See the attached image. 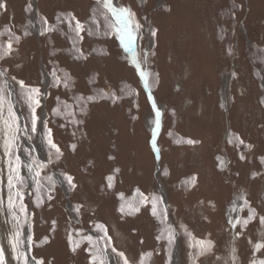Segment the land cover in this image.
<instances>
[{
  "label": "rangeland",
  "instance_id": "obj_1",
  "mask_svg": "<svg viewBox=\"0 0 264 264\" xmlns=\"http://www.w3.org/2000/svg\"><path fill=\"white\" fill-rule=\"evenodd\" d=\"M111 1L131 13L121 18L131 52L102 0H2L0 89L18 117L12 160L19 156L22 178L21 198L8 189L0 146L5 264H259L264 0ZM72 16L83 25L79 36ZM19 81L40 90L35 133ZM157 128L163 192L151 144ZM29 164L41 173L39 185ZM16 233L22 243L14 252ZM201 241L210 250L201 251Z\"/></svg>",
  "mask_w": 264,
  "mask_h": 264
},
{
  "label": "snow or ice",
  "instance_id": "obj_2",
  "mask_svg": "<svg viewBox=\"0 0 264 264\" xmlns=\"http://www.w3.org/2000/svg\"><path fill=\"white\" fill-rule=\"evenodd\" d=\"M103 6L107 9H109L110 11H112L113 13H117V10L111 7V3L110 0H102ZM0 7H4V4L2 2V0H0ZM118 15V19L122 18L124 16H130L131 13L124 8H121L119 10ZM72 20H75V32L76 35L79 36L80 32L83 30V25L81 24V22L79 20H76V18L74 16H72ZM45 23H47V21H45ZM69 26L71 27V21L69 22ZM45 31H51V29L46 28ZM153 35H155V31H153ZM128 36V40L129 42L131 41V33H127ZM19 39V37H17V40ZM8 50H11L12 45L11 43H9L7 45ZM79 51V50H77ZM134 62H136L134 60ZM137 67L139 68V63L136 62ZM6 71V70H5ZM140 76L141 78H146L147 73L145 71H140ZM0 76H3V73H0ZM53 76L55 77L56 83L59 84L60 83V78L58 76L55 75V73H53ZM13 79H15V77H13ZM20 84V87L22 89V96L25 99L30 112H31V131L33 133H35L37 131V121L39 119V117L36 115V107L39 106L40 100H39V95H40V90L38 88H29L27 86L24 85L23 81H19L18 82ZM64 86L68 87V81L65 80L64 81ZM107 95V94H105ZM112 97L115 99V93L111 94ZM78 99H83V98H78ZM94 97L89 96L87 97L88 101L93 100ZM5 105H7V118L4 117V111H5ZM54 112H57L56 109L53 110ZM80 111H84L83 108L80 109ZM18 121V117L16 115V113L13 111V107L10 101V97H7L4 93H3V89H0V125H3V140L2 142H0V146L3 147L4 150V154L6 157H8V168L10 171V174L7 177V186L8 189L10 191V193L12 192V190H15V195L18 197L22 198V193L17 189V184L22 182V178L20 175V172L18 171L19 167H20V160H19V156L15 157V161L12 160V155H13V149L15 147V142L17 140V133L20 131V126ZM159 126V121H157V127ZM45 128H46V133H45V139L47 140V143L50 145L51 148L56 149V152L59 154L60 153V149L58 148V146L53 143V141L50 139L51 136V130L47 129V126L45 124ZM155 135V132L153 133ZM189 143H193V141L189 140ZM229 143H231V141H229ZM241 143H243V141L241 140ZM73 148H75V145L72 146ZM57 158H59V156H57ZM244 157L241 156V159H243ZM262 160H264V158H262ZM221 164L223 165V161H221ZM29 170L30 171H34L35 172V178H37V184L39 185V180L38 178L40 177V171L36 170L33 168V165L29 164L28 165ZM43 165H38L37 168H43ZM255 175V173L253 174ZM65 179L67 180L68 184L72 187H75V184L73 183V177H71L68 174H64ZM47 179L50 182L52 181V177L48 176ZM113 177L109 176L107 177V180L109 181L108 187H111V181H112ZM195 176L192 177L191 183L194 184L195 183ZM122 196V194H121ZM245 205H247V201H245ZM9 208H11L13 206V202H12V196L9 195ZM128 207L132 210V211H138L139 208L137 207H133L131 203L128 204ZM122 212L124 211V205L121 206L120 209ZM153 215L157 214V207H156V198L153 197ZM255 212L254 209H250L249 210V216L247 219H245L243 221V224H247L249 220H251L253 218V213ZM261 222H264V217H261ZM239 222V221H237ZM97 229H100L102 231H104V226L101 224H97L96 225ZM20 233H16L14 237L10 238L9 243L11 244L13 251L16 252L18 245L20 243H22V241L19 239L20 237ZM105 235H106V231H105ZM201 245H204V247H202L201 251H207L210 250L211 248V242H199ZM264 247V244H260L257 243L255 245V249L259 250L260 248ZM74 250V249H73ZM115 251V250H114ZM235 251V249H233V252ZM119 255L121 257L124 256L123 253H119ZM17 258H21L19 255L17 256ZM0 264H5V256H4V250L2 247H0ZM25 264H27V261L25 259ZM36 264H43L42 261H36ZM100 264H103V262L101 261ZM125 264H127V260L125 259ZM252 264H256L255 261L252 262ZM259 264H264V260L259 261Z\"/></svg>",
  "mask_w": 264,
  "mask_h": 264
},
{
  "label": "water",
  "instance_id": "obj_3",
  "mask_svg": "<svg viewBox=\"0 0 264 264\" xmlns=\"http://www.w3.org/2000/svg\"><path fill=\"white\" fill-rule=\"evenodd\" d=\"M112 8H114V7H112ZM122 24V25H121ZM119 26H120V28H121V30H122V32L124 33V38L125 39H127V36L125 35V31H126V28L124 27V24H123V22L121 23ZM11 99H12V101H13V103L15 104V100H14V95H13V91H12V89H11ZM16 105V104H15ZM155 132V135L153 134V137H152V140H151V144H152V146H153V148H154V151H155V158H156V172H155V176H156V179H157V182H158V186L160 187V190H161V182H160V180H159V178H158V168H159V153H158V151H157V148H156V137H157V134H158V128L156 129V130H154L153 131V133ZM29 185H31V183H29ZM162 191V190H161ZM163 192V191H162ZM176 249V248H175Z\"/></svg>",
  "mask_w": 264,
  "mask_h": 264
},
{
  "label": "bare ground",
  "instance_id": "obj_4",
  "mask_svg": "<svg viewBox=\"0 0 264 264\" xmlns=\"http://www.w3.org/2000/svg\"><path fill=\"white\" fill-rule=\"evenodd\" d=\"M110 3L111 4H113L114 2L113 1H111L110 0ZM116 9V8H115ZM116 10H118V9H116ZM119 13V11H117V13H115V16H116V18H117V20H119V22H120V24L122 23V19L121 18H119L118 19V14ZM122 25V24H121ZM125 45H126V48L128 49V51H130L131 52V50H132V47H131V45H130V43H129V41L126 39L125 40ZM232 217H234V214H232ZM235 218V217H234ZM2 234V233H1ZM3 243V242H2ZM11 260V259H10ZM112 262V261H111ZM32 263V262H31ZM172 264H178V260L177 259H175L174 261H173V263Z\"/></svg>",
  "mask_w": 264,
  "mask_h": 264
}]
</instances>
